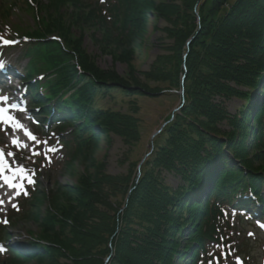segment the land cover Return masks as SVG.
<instances>
[{
    "label": "trees",
    "instance_id": "16d2710c",
    "mask_svg": "<svg viewBox=\"0 0 264 264\" xmlns=\"http://www.w3.org/2000/svg\"><path fill=\"white\" fill-rule=\"evenodd\" d=\"M13 1L0 6V22L11 19L17 3ZM47 1H24L35 26L23 30L7 24L0 35L21 40L28 63L25 69L17 65V70L28 82L29 100L37 118L52 123L53 134L61 136L71 161L80 154L87 157L97 135L107 132L110 109L98 105L100 97L111 88L154 94L161 86L150 87L137 78L133 66L127 77L99 67L83 45L91 32L105 53L131 64L137 52L133 42L145 27L152 0ZM154 11L173 23L167 32L178 51L172 58L158 57L145 76L180 92L184 89V102L154 137V151L141 166L138 183L130 180L124 188L128 200L116 205L110 193L96 196L83 176L76 186L60 192L63 200L49 196L52 204L41 218L42 232L34 235L32 251L25 255L9 248L11 254L0 255V262L24 264L36 258L41 264H59L65 258L68 261L60 264H106L111 256L108 264H175L177 256L182 264H213L215 256L222 257L219 247L230 228L231 212L242 216L259 204L264 207V0H180L179 4L161 0ZM77 28L79 36L74 33ZM7 50L2 48V53ZM37 76H44L45 82ZM255 89L260 91L258 101L251 95ZM234 96L245 104L230 114L224 100ZM127 121L121 132L136 140V119L130 115ZM224 121L231 129L222 128ZM247 133L253 137L254 154L241 145ZM151 166L158 172L153 174ZM161 168L180 175L177 189L162 183ZM109 180L114 184L111 190L119 189L120 178ZM47 196L32 192L30 205ZM98 202L104 210L94 211L88 223L86 211ZM142 203L154 220L132 230L133 215ZM178 209H187L190 216L175 215ZM13 215L32 212L26 206ZM6 231V227L0 230Z\"/></svg>",
    "mask_w": 264,
    "mask_h": 264
},
{
    "label": "rangeland",
    "instance_id": "374dc122",
    "mask_svg": "<svg viewBox=\"0 0 264 264\" xmlns=\"http://www.w3.org/2000/svg\"><path fill=\"white\" fill-rule=\"evenodd\" d=\"M24 1L26 0H17L15 4L16 8L13 9L11 14V19L6 23L0 22V29L6 27L7 24L9 27L13 25L16 26V24L20 25L24 27L23 30L35 26L33 14L31 10H25ZM42 1L43 3L48 2L47 0ZM160 1L161 0H152L148 6L145 27L133 42L137 47V52L132 57L131 64L124 61L121 57H113L110 53H105L100 46L101 44L91 37V32L86 33L84 37L83 45L99 67L103 69H115L121 76L127 77L131 75L130 69L133 66L137 78L143 81L145 80L150 87L161 85L154 91V94H128L123 90L111 88L109 93L100 97L98 105L101 107H109L110 109L109 113L106 115L107 132H102L97 135V139L87 157H85L86 155L80 154L69 161V148L65 146V143L56 140L49 143L47 142L46 144L36 143L34 141H23L24 139L13 136L16 130L10 126V123L0 122V149L5 153L6 159L13 167L22 165L28 171H35V188L32 192L48 195V198H43L41 203L36 202L31 206V195L21 198L22 190L14 188L11 194L13 201L10 202V205L7 207L0 208V227H4L2 225V223H4L3 221H11L9 223L10 225L6 227L7 231L0 232V242H3L5 245L14 246L20 250H25L22 252L31 250L30 247L32 248V244L35 242L33 238L34 235L39 236L42 232L41 218L46 214L49 206L52 204V198L50 199L49 196H61L63 200L64 197L60 192L62 193V190H65V188L76 186L79 181L82 180L83 176L87 177L88 183L96 196H98V194L102 195L105 193L108 195L110 193L111 195L109 198L112 203H117L116 205H120V203H124V201L128 200V193L124 192V188L129 185L130 180H135L138 183L141 177V166L154 151V145H152L154 137L172 120L174 112H179L184 102L182 97L184 89L180 92L171 85L167 87L165 83H156L155 81L147 79L145 76V73L152 69L153 63L158 57L167 55L172 58L173 55L175 56L177 54L176 51H178V47L174 45V38L167 32V27H171L173 23L164 18H160L157 12L154 11V8ZM172 1L178 4L180 3V0ZM9 2L14 1L0 0V6ZM196 15V20L200 23L201 18L199 12L196 11ZM0 16L2 15L0 14ZM74 33L79 36L80 28L74 29ZM96 37L97 40H99L101 37L100 33H98ZM173 47H177V49ZM6 56L7 59L5 58L3 62L5 63V70H7L8 77L6 78V83H4L0 89V97L5 95L9 99L6 102L0 101V107L7 108L9 102L18 100L22 106L25 105L26 110L21 114H16L9 110V116L23 125L25 129L30 130V132L37 137L38 141H48V136L45 140H41L40 136H42L41 133L45 131L50 133L52 128L49 125L48 128L44 127L41 125L42 123H38L34 114L30 115L29 111L31 110V104L26 105L27 100L23 97L25 85H20L17 81L19 80L18 77H13L10 73L12 69L8 61L12 63L18 61L21 67H25L28 63V59L23 56V47L17 46L9 49ZM184 76L185 75H183V77ZM43 81L45 82L44 79ZM241 89L248 90L246 87H241ZM251 92L254 101H258L260 98L259 89L252 90ZM224 101L225 107L230 114H235L238 110H241L245 104V101L238 96ZM130 115L136 119V127L138 129L136 140L132 135L129 137L126 135L127 133L121 132L123 125L128 123L127 118H129ZM223 123L225 124H223V129H231L227 121ZM14 138H18L21 142L28 144V147H16L12 143ZM252 138L253 137L249 136V133L241 138L243 149L246 148L250 154H254ZM49 149H54V151H49ZM34 150L39 151L43 157L38 158V155H33ZM9 152L14 153V156H7ZM134 162H137L136 165ZM133 169L134 172L132 173L131 171ZM151 171L153 174L158 172L154 166H151ZM7 173L13 174L8 171ZM177 174L178 173L174 170L170 171L161 168L159 179L169 188L177 189L178 185L182 183V178ZM30 175L32 179H34V174L30 173ZM110 177L120 178L122 183L119 189H110V186L114 187V184L110 183L112 182L109 180ZM16 178V184L23 183V185H25L28 183L27 180H22L19 176ZM117 183L118 182H116V184ZM18 190L20 194L16 195ZM8 192L9 190H1L0 196ZM144 204L142 203V205L137 206L135 214L133 215L135 220L132 221V227L134 228L132 230H141L147 225H150V222L154 220L151 211H149L146 204ZM13 205L16 207H13ZM26 206H29L32 215H21L15 218L13 212H17L16 209H22ZM92 209L93 210L86 211L85 218L88 223L94 211L104 210L99 202L93 204ZM179 211V209L175 211V215H182L183 217L190 216V212H188L187 209H185L184 212ZM36 213L40 215V218H34ZM122 213L123 210L120 212V217ZM11 215L12 219L10 218ZM190 224L191 222L189 225ZM70 230V228H67L65 233L67 237H70ZM227 232L229 237L228 235H226V237H228V240L231 239L232 241L230 251L225 256L224 261H215L213 264H264V233L259 228V219L247 220L245 218H231V225L230 228L227 229ZM1 261L0 264H9L7 260L3 259ZM67 261L68 260L64 258L59 259L57 263H66ZM105 261L106 264L110 263L111 256L107 257ZM174 262L175 264H182V261L179 260L177 256L174 258ZM24 264L41 263L36 258H33L26 261Z\"/></svg>",
    "mask_w": 264,
    "mask_h": 264
},
{
    "label": "snow or ice",
    "instance_id": "6c2138e0",
    "mask_svg": "<svg viewBox=\"0 0 264 264\" xmlns=\"http://www.w3.org/2000/svg\"><path fill=\"white\" fill-rule=\"evenodd\" d=\"M0 42H2L4 45H11V44L18 43L17 41H9V40L3 39V37H0ZM5 67H6L5 63L3 61H0V71H4ZM8 99L9 98L7 96L0 97V101L6 102ZM10 107L17 108L18 106L13 104ZM8 111H9L8 108L0 107V122L10 123V126L14 130H23L25 132L26 136L31 141H34L36 143H44V144L47 143V141H38L37 137L35 135H33L29 130L25 129L24 126L21 125L18 121H15L13 117L6 116L5 114ZM12 143H13V145H15L18 148H27L28 147V144L21 142L18 138H14ZM49 151H54V149H49ZM40 154L41 153L39 151H35V150L33 151V155H40ZM7 156L12 157V156H14V153L9 152V153H7ZM5 171L11 172V173H13V175L12 176H4L3 174L5 173ZM0 176H3L4 182L10 188H17L19 190H22L24 195L28 194L27 190L24 188L23 183H20V184L13 183L15 178L17 176H19L22 178V180H27V182L29 184L35 183V181L31 177V175L29 174V171L27 169H25L22 165L13 167V165L8 162V160L5 157V153L3 152L2 149H0ZM0 187H3V185H0ZM19 190L16 192V195L20 194ZM3 203H4L3 199H0V205H2ZM13 207H16V206L13 205ZM3 222L7 223L6 220ZM261 226L264 227V225H261ZM2 250H3V246H0V251H2Z\"/></svg>",
    "mask_w": 264,
    "mask_h": 264
},
{
    "label": "water",
    "instance_id": "95a60500",
    "mask_svg": "<svg viewBox=\"0 0 264 264\" xmlns=\"http://www.w3.org/2000/svg\"><path fill=\"white\" fill-rule=\"evenodd\" d=\"M190 42H191V40L189 41V44H190ZM187 55V54H186ZM184 78H185V76L183 77V81H184Z\"/></svg>",
    "mask_w": 264,
    "mask_h": 264
}]
</instances>
